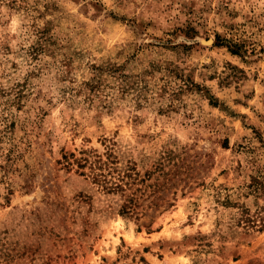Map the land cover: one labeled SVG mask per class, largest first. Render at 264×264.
Listing matches in <instances>:
<instances>
[{"label": "rangeland", "instance_id": "rangeland-1", "mask_svg": "<svg viewBox=\"0 0 264 264\" xmlns=\"http://www.w3.org/2000/svg\"><path fill=\"white\" fill-rule=\"evenodd\" d=\"M0 264H264V0H0Z\"/></svg>", "mask_w": 264, "mask_h": 264}, {"label": "trees", "instance_id": "trees-1", "mask_svg": "<svg viewBox=\"0 0 264 264\" xmlns=\"http://www.w3.org/2000/svg\"><path fill=\"white\" fill-rule=\"evenodd\" d=\"M226 47L229 49V52L232 55H240L239 53L241 51V48L239 46L235 44H231V45H226ZM213 105L216 106L215 104ZM110 157L112 158L111 163L113 164L114 163L113 161H115V157L113 155H110ZM84 161L87 162L86 159H84ZM98 162H99V167H98L99 170L100 168L107 167V164L105 163L100 164V161ZM130 171L131 169L129 167H125L124 169L113 167L112 173H98V174L93 173L92 182L99 185L105 193L115 194L120 191H123V186H128L129 183L130 184L133 183L130 182V181H134L133 175L132 173H130ZM128 208H129L128 204H124L122 206V209L124 211L123 214L126 212Z\"/></svg>", "mask_w": 264, "mask_h": 264}]
</instances>
